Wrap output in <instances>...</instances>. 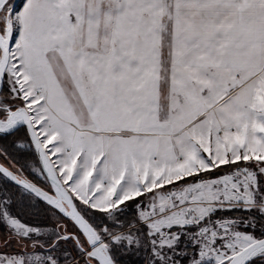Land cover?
<instances>
[{
	"label": "snow or ice",
	"instance_id": "obj_1",
	"mask_svg": "<svg viewBox=\"0 0 264 264\" xmlns=\"http://www.w3.org/2000/svg\"><path fill=\"white\" fill-rule=\"evenodd\" d=\"M0 264H264V0H0Z\"/></svg>",
	"mask_w": 264,
	"mask_h": 264
}]
</instances>
